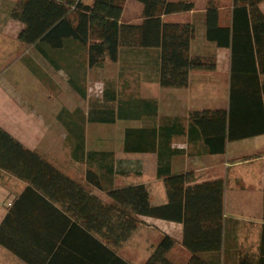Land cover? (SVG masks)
<instances>
[{
    "label": "crops",
    "instance_id": "obj_1",
    "mask_svg": "<svg viewBox=\"0 0 264 264\" xmlns=\"http://www.w3.org/2000/svg\"><path fill=\"white\" fill-rule=\"evenodd\" d=\"M16 1L12 0L10 6ZM143 11L144 5L141 2L127 0L121 22L141 23ZM199 11L203 14L196 16ZM187 14L190 21L198 24L197 36L191 46L192 54L215 57L217 68L213 71L192 70L191 81L186 88H163L158 81L159 62L156 49L125 52L123 57L138 60L139 65L128 61V65L122 62L114 64L119 67L120 72L139 70L140 84L150 90L151 94L141 95L138 100L123 101L117 85H113L117 92L114 108L117 112L119 105H141L142 114L147 117V121L144 123L141 119L116 117L112 125L124 124L120 137L123 147L126 129L129 127H159L165 121L168 122L169 117L175 116L181 117L187 126L191 111L222 109L229 112L232 104V83H235V89L242 90L243 94L247 93V98L237 109V116L228 120L225 149L212 153L205 139L208 136L214 137V132L211 130V135L210 132L205 135L198 130L199 132L194 133L199 134L197 138H191L189 133L182 134V140L177 142V146H174L176 140L173 139L170 145L163 148L166 154L163 153V159L161 158V166L170 167L173 173L194 171L196 182L224 180L222 232L217 234L213 227H205L207 224L203 221L193 226L194 230L191 228L186 231L183 222L141 216L142 223L132 235L121 244L114 245L97 228L89 226V198L82 200L78 206L77 199L72 196L50 197L37 192L23 194L28 183L0 170V264H200L201 260L208 264H264V94L261 102L257 93L253 92L258 85H262L264 76L252 66L233 71L231 48L220 47L215 41L208 39L205 8L197 11L196 7L192 12L174 15ZM171 15L173 14L166 16V20L169 21ZM107 64L100 68L104 69ZM168 105L174 108L182 106V112L177 109L166 111L164 108ZM101 111L112 118V115L107 114L110 110ZM85 136L87 137L86 133ZM163 136L164 133L161 136L157 132L156 141ZM222 143L221 139L215 138V146L220 148ZM26 146L40 151L37 146ZM170 148L178 151L171 154ZM160 149L157 147L156 151ZM89 150L113 152L112 163L116 162V168L121 170H114L110 180L103 174V189L87 181L86 173L90 168L101 173L106 169L105 161H111V157L105 159L106 154L97 153L89 161ZM42 153L49 159V156ZM87 153L84 157L86 163L82 168L77 163L73 166L75 169L72 170L77 171V174L68 172L51 159L50 161L66 175L87 186L103 203L112 202L106 187L136 184L146 185L152 205L165 204L168 201L163 177H159L157 173V153L132 152L150 154L155 164V178L152 179H146L131 170H122L117 166L118 158L113 149L103 146L88 149ZM120 162L122 166L123 160L120 159ZM140 163L141 160H138L137 164ZM97 218L100 219L98 213ZM165 236L173 237L176 244L168 251L160 252L158 246ZM185 238L187 243H184ZM202 241L207 242L204 245ZM208 245L213 248L201 249Z\"/></svg>",
    "mask_w": 264,
    "mask_h": 264
},
{
    "label": "trees",
    "instance_id": "obj_2",
    "mask_svg": "<svg viewBox=\"0 0 264 264\" xmlns=\"http://www.w3.org/2000/svg\"><path fill=\"white\" fill-rule=\"evenodd\" d=\"M137 1L144 5L143 20L137 24L121 22L127 0H94L92 3L84 0H17L10 7V18L22 24L18 40L35 47L39 53L49 59L50 56L44 46L57 50L64 47L66 39L76 40L84 46L87 52V64L91 69L104 67L109 62H122L128 65V61L139 65L138 60L123 57L124 53L156 49L159 62L158 81L163 88H186L190 84L192 70L213 71L217 68L215 57L195 56L191 52L192 42L198 31V24L195 21L166 20V16L170 14L196 10L195 0ZM262 3L264 0H233L230 24L221 23L219 8L214 3L210 2L205 8L208 39L215 41L220 47L231 48L233 71L252 66L264 76ZM202 14L203 12L199 11L196 16ZM50 60L53 61L52 58ZM253 92L257 93L262 102L264 82ZM231 97L229 112L222 109L191 111L187 126L184 125L181 117L175 116L169 117L170 120L159 127L145 125L141 128L126 129L124 145L126 153H157L159 162L157 173L159 177H163L168 198L165 204L152 205L145 184L117 188L108 186L105 189L112 202L103 203L87 186L66 175L42 152L29 148L1 125L0 170L28 183L23 194L37 192L50 197L60 195L63 198H71L72 196L77 199L78 206L82 200L89 198L91 200L89 226L97 228V231L114 245L121 244L132 235L142 223L141 216H155L183 222L186 231L203 221L207 224L205 227H213L218 234L222 232L223 227L224 180L196 182L194 171L173 173L170 167L161 166V158L163 159V153L166 154L163 148L170 145L175 136L182 137V134L189 133L191 138H197L199 134L194 135V133L199 132L198 130L203 131L204 134L211 130L214 132V137L208 136L205 139L212 153L225 149L228 120L237 116V109L247 98V93L243 94L242 90L235 89V83H232ZM100 101H103V107L92 108L88 113L91 123H114L116 117L141 119L144 123L147 121V117L142 114L141 105L138 104L119 105L116 112L114 104L117 101V92L113 86L105 89L103 100L94 102L101 103ZM235 102L238 104L235 105ZM101 109L110 110L107 114L112 115V118L105 116ZM78 111L79 109L73 111L72 116ZM70 115L71 112L65 109L60 112L58 118L68 132V139L78 146L85 147L87 125L78 121L73 125L72 122L75 120H71ZM157 132L161 136L164 133V136L157 140L158 143L155 137ZM215 138L223 141L220 148L215 146ZM157 147L161 149L156 151ZM170 151L174 154L178 150L170 148ZM97 153L106 154L105 159L111 157V161H105L106 169L101 173L92 168L88 169L86 179L92 185L103 189V174L110 180L114 170H121L116 168V162L112 163L113 152L89 150L87 153L89 161L91 156L94 157ZM97 213L100 219L97 218ZM187 242L185 238L184 243ZM205 242L207 241H202L204 245ZM175 244L176 240L173 237L165 236L158 246V251L166 252ZM209 248L213 246L208 245L201 249ZM262 260H264L263 256ZM199 262L208 264L202 260Z\"/></svg>",
    "mask_w": 264,
    "mask_h": 264
},
{
    "label": "rangeland",
    "instance_id": "obj_3",
    "mask_svg": "<svg viewBox=\"0 0 264 264\" xmlns=\"http://www.w3.org/2000/svg\"><path fill=\"white\" fill-rule=\"evenodd\" d=\"M11 1L0 0L1 126L23 144L37 146L40 152L49 156V160L68 172H73L76 163L81 168L84 166L88 149L105 146L114 150L117 166L122 170H131L146 179L155 178V164L150 154L126 153L122 149L120 137L124 124L91 123L88 115L90 109L102 106L103 101H94L103 100L104 91L109 86L117 85L123 101L138 100L141 95L151 94L140 84V71L122 70V73L114 63L107 64L104 69H91L84 46L74 39H66L64 47L57 50L44 46L54 62L51 61L35 47L18 40L22 24L10 18ZM84 1L92 3L93 0ZM210 2L219 8L221 23L230 24L233 0H195L197 10H203ZM261 6L264 10V3ZM171 20L187 21L189 14H173ZM176 107L168 105L164 109L182 112V106ZM65 109L71 112L70 119L75 120L73 125L77 121L87 125L85 147L68 139L67 130L58 118ZM76 109L79 111L72 116ZM180 138L175 136L174 146L182 140ZM120 159L123 160L122 166ZM138 160H141L140 164H137ZM73 173L77 174V171Z\"/></svg>",
    "mask_w": 264,
    "mask_h": 264
}]
</instances>
